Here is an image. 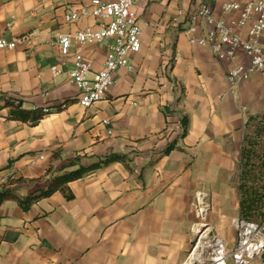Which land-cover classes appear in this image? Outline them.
<instances>
[{
  "label": "crops",
  "instance_id": "obj_1",
  "mask_svg": "<svg viewBox=\"0 0 264 264\" xmlns=\"http://www.w3.org/2000/svg\"><path fill=\"white\" fill-rule=\"evenodd\" d=\"M90 1L0 0V39L16 42L0 49V185L37 180L11 186L25 197L47 188L50 169L55 176L99 165L68 183L70 198L57 191L28 210L4 201L0 264H184L197 190L209 195L213 232L233 248L242 141L247 118L264 114V80L252 74L229 94L232 61L189 42L192 0H152L135 7L141 47L129 55L131 70L117 68L105 98L84 108L64 73L76 46L63 56L57 39L96 25L91 16L64 18ZM227 1L212 3L225 22L238 15L223 11ZM195 26L201 37L205 25ZM105 45L82 48L92 72ZM234 62L247 64L242 50ZM51 66L63 73L54 76ZM16 100L43 117L13 119L6 102Z\"/></svg>",
  "mask_w": 264,
  "mask_h": 264
},
{
  "label": "built area",
  "instance_id": "obj_2",
  "mask_svg": "<svg viewBox=\"0 0 264 264\" xmlns=\"http://www.w3.org/2000/svg\"><path fill=\"white\" fill-rule=\"evenodd\" d=\"M151 1L91 0L89 7H70L64 15L67 22H76L86 16L96 21L95 26L59 35L57 39L63 56L70 54L73 44L76 46L72 53L73 67L64 73L78 90V101L82 107L89 108L105 98L117 68L131 70L129 55L138 52L141 47V28L135 7ZM215 1L192 0L190 24L186 32L192 45L208 47L220 61H232L227 80L228 93L233 95L236 87L252 74H258L264 80V0H228L222 6L223 11H238L237 17L229 22L215 16L212 6ZM196 21H202L206 27L201 37L192 35L196 31ZM100 43L106 44L103 65L92 72L82 48ZM15 46V41L0 39V49L11 50ZM239 50L247 57V64L234 62ZM51 71L54 76L63 73L55 66H51ZM209 209V195L205 191H194L189 205L193 216L191 243L184 264H250L253 259L264 256V221L234 218L232 226L236 231V241L228 250L223 239L213 232L208 223Z\"/></svg>",
  "mask_w": 264,
  "mask_h": 264
},
{
  "label": "trees",
  "instance_id": "obj_3",
  "mask_svg": "<svg viewBox=\"0 0 264 264\" xmlns=\"http://www.w3.org/2000/svg\"><path fill=\"white\" fill-rule=\"evenodd\" d=\"M6 106L11 110L13 119L23 123L35 124L44 115L41 109L26 110L22 108L19 100L7 101ZM264 114L251 115L247 118L245 133L239 160L238 191L239 199V218L247 221H264ZM118 159L112 157L109 161ZM72 165H78L77 162ZM71 165V166H72ZM98 164L84 167L79 165L77 169L63 172L52 176V170H48L44 177H51L50 183L44 191L38 194H29L25 197L17 195L11 186L25 182L22 178L8 179L6 183L0 185V205L4 201H14L23 210H28L35 202L41 198L49 197L54 192L60 191L66 198L72 195L68 188V183L98 168Z\"/></svg>",
  "mask_w": 264,
  "mask_h": 264
},
{
  "label": "rangeland",
  "instance_id": "obj_4",
  "mask_svg": "<svg viewBox=\"0 0 264 264\" xmlns=\"http://www.w3.org/2000/svg\"><path fill=\"white\" fill-rule=\"evenodd\" d=\"M261 140L264 141V138H262ZM187 256H188V254H187ZM186 258H187V257H186Z\"/></svg>",
  "mask_w": 264,
  "mask_h": 264
}]
</instances>
